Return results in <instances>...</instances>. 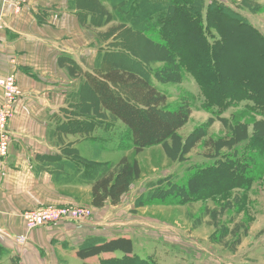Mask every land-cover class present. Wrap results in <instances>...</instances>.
Returning <instances> with one entry per match:
<instances>
[{
	"label": "trees",
	"instance_id": "16d2710c",
	"mask_svg": "<svg viewBox=\"0 0 264 264\" xmlns=\"http://www.w3.org/2000/svg\"><path fill=\"white\" fill-rule=\"evenodd\" d=\"M107 1L109 8L102 0H70L83 26L115 25L98 33L102 41L109 42L99 48L92 71H82L74 60L65 58L71 72L75 70L82 78L70 94L68 106L61 109V115H55L57 143L68 133L91 134L106 114L123 124L120 136H127L134 153L164 143L186 122L191 104L181 102L169 112L167 96L156 82H179L189 74L212 114L244 102V109L259 120L251 137H246L243 124L238 126L232 142L242 144L241 148L212 157L194 169L189 182L171 184L162 195L170 193L182 202L202 193L246 190L264 178V36L221 1ZM147 53L159 56L166 64L152 69L139 58V54ZM205 145L211 150L216 147L215 142ZM38 157L43 165L37 168L52 169L56 175L65 171L68 177L91 185L90 203L94 207L103 206L107 200L116 204L140 175L136 160L122 157L116 164L96 162L67 145L56 154ZM114 252L120 254L100 257L98 264H157L136 256L131 239L124 236L102 238L79 247L75 254L84 260Z\"/></svg>",
	"mask_w": 264,
	"mask_h": 264
},
{
	"label": "rangeland",
	"instance_id": "374dc122",
	"mask_svg": "<svg viewBox=\"0 0 264 264\" xmlns=\"http://www.w3.org/2000/svg\"><path fill=\"white\" fill-rule=\"evenodd\" d=\"M102 1L109 8V2ZM222 4L242 14L264 36V0H223ZM114 25L115 22H110L98 27L97 34ZM107 42L99 38L98 44L105 47ZM139 55L152 69H160L166 64L157 55ZM14 77L18 93L15 94L13 114L7 123L9 144L8 125L22 97L15 74ZM156 85L167 96L166 108L169 112L179 107L181 102L191 104L186 122L164 143L134 153L127 136H120L124 132L123 124L107 114L99 124V134L68 133L64 137L67 141L62 139L60 144L56 136L53 139L60 147L76 148L79 155L88 160L110 164H116L122 157L128 161L136 160L140 175L130 183L117 203L107 200L101 207L85 202L45 203L22 210V226L24 211L50 204L67 206L85 212V217L79 220L60 222L75 224V236L84 239L76 243L77 249L104 236L125 234L133 238L136 256L157 264H264V178L246 190L231 188L212 195L202 193L182 202L170 193L162 195L161 192H168L171 184L189 182L195 175L194 169L210 162L212 157H220L232 148H241L242 144L232 142L238 126L243 124L246 137H251L259 117L245 110L244 102L231 105L217 115L212 114L204 104L197 82L189 74H184L179 82H156ZM1 98L0 88V103ZM193 132L195 134L190 136ZM207 142H215L216 147L209 149L205 145ZM223 142L229 144L221 146ZM39 170L54 174L52 169H35ZM22 228L19 235L27 239L32 231L40 227L29 232L24 226ZM76 247L69 249V255L61 264H98L99 259L93 263L83 262L75 254L72 255ZM119 254L115 252V255ZM14 255V264L20 260L28 264L22 257Z\"/></svg>",
	"mask_w": 264,
	"mask_h": 264
},
{
	"label": "crops",
	"instance_id": "0c3cea01",
	"mask_svg": "<svg viewBox=\"0 0 264 264\" xmlns=\"http://www.w3.org/2000/svg\"><path fill=\"white\" fill-rule=\"evenodd\" d=\"M72 5L70 0H25L15 8L12 0H0V74L14 73L22 90L8 125V153L0 156V264H14V254L28 264H61L69 249L84 240L75 236L73 223L40 227L29 234L23 246L15 240L23 229L22 210L45 203L91 201V185L68 177L65 171L58 175L35 171L43 165L38 156L60 150L53 140L55 117L68 106L70 94L81 82L82 75L71 72L65 58L74 60L82 71H92L102 46L98 44L100 29L83 26ZM99 126L91 135L99 134ZM117 235L103 236L110 239ZM121 236L133 241L132 236ZM111 255L115 252L83 262Z\"/></svg>",
	"mask_w": 264,
	"mask_h": 264
},
{
	"label": "built area",
	"instance_id": "2783aa9c",
	"mask_svg": "<svg viewBox=\"0 0 264 264\" xmlns=\"http://www.w3.org/2000/svg\"><path fill=\"white\" fill-rule=\"evenodd\" d=\"M223 2V0H218ZM15 8H19L25 0H12ZM0 88L2 90V98L0 103V156H6L8 153V136L7 123L13 114V105L15 94L18 93L15 77L13 73L7 75H0ZM85 217V212L69 208L67 206L46 205L37 209L27 210L23 212V226L26 232L38 227H43L48 224L69 222L79 220ZM16 244L23 246L26 241L24 235L16 237ZM17 264H25L22 260Z\"/></svg>",
	"mask_w": 264,
	"mask_h": 264
}]
</instances>
